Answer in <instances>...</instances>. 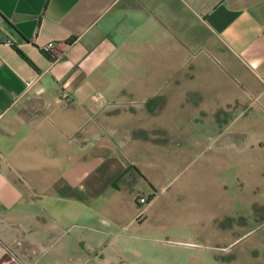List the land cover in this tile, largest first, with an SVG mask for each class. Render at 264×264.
I'll list each match as a JSON object with an SVG mask.
<instances>
[{
  "label": "crops",
  "instance_id": "1",
  "mask_svg": "<svg viewBox=\"0 0 264 264\" xmlns=\"http://www.w3.org/2000/svg\"><path fill=\"white\" fill-rule=\"evenodd\" d=\"M213 58L264 98V0H0V264H75L158 228L177 201L102 116L124 94L186 102L183 69Z\"/></svg>",
  "mask_w": 264,
  "mask_h": 264
},
{
  "label": "rangeland",
  "instance_id": "2",
  "mask_svg": "<svg viewBox=\"0 0 264 264\" xmlns=\"http://www.w3.org/2000/svg\"><path fill=\"white\" fill-rule=\"evenodd\" d=\"M217 65L213 58L183 69L196 74L186 102L171 91L143 100L124 94L107 107L102 118L119 146L139 168L160 170L154 179L177 204H158V228L75 264H264V98L233 79L223 85ZM137 200L146 221L150 199Z\"/></svg>",
  "mask_w": 264,
  "mask_h": 264
},
{
  "label": "built area",
  "instance_id": "3",
  "mask_svg": "<svg viewBox=\"0 0 264 264\" xmlns=\"http://www.w3.org/2000/svg\"><path fill=\"white\" fill-rule=\"evenodd\" d=\"M54 47H55V43L53 41H51V42L47 43V45L45 46V49L49 50V49H53ZM139 201L141 203H144L146 201L145 197L139 198ZM142 206H145V204H142Z\"/></svg>",
  "mask_w": 264,
  "mask_h": 264
}]
</instances>
